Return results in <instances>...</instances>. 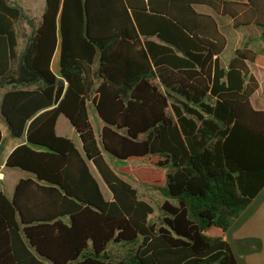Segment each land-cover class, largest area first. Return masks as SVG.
<instances>
[{
  "label": "trees",
  "instance_id": "obj_1",
  "mask_svg": "<svg viewBox=\"0 0 264 264\" xmlns=\"http://www.w3.org/2000/svg\"><path fill=\"white\" fill-rule=\"evenodd\" d=\"M201 7L256 29L226 65L227 38ZM258 55L264 0H45L37 25L0 0V117L24 139L5 167L30 174L0 192V264H238L227 231L264 188ZM60 115L79 145L56 133ZM105 155L150 162L148 180L165 172L157 220ZM110 241L130 255L113 259Z\"/></svg>",
  "mask_w": 264,
  "mask_h": 264
},
{
  "label": "rangeland",
  "instance_id": "obj_2",
  "mask_svg": "<svg viewBox=\"0 0 264 264\" xmlns=\"http://www.w3.org/2000/svg\"><path fill=\"white\" fill-rule=\"evenodd\" d=\"M42 10L43 1L41 2V0H35V6L32 7V9H30L29 11H26V13L28 14V18L32 20L34 25H37L39 23ZM217 20L221 32L227 38V45L220 55L221 63L223 65H226L229 58L232 56L234 49L238 46H241L250 37L256 35L257 32L254 29L245 27L235 29L231 26V21L227 17H221ZM16 28L18 30V33L22 37V39L20 40L22 44L25 40V32L27 31V27L24 23L19 22L16 25ZM253 42L250 43V46L253 45ZM257 57L258 62L249 63L251 70L253 69V72L257 74L256 79L258 81V88L251 95V99L254 106H257L258 108L259 105H262L264 109V55H258ZM90 118L95 128V134L98 137L96 130L98 126V119H95L97 117L93 109H90ZM61 121L67 123L69 127L71 126L63 116L59 117L58 124ZM0 123L2 126H4L2 120H0ZM58 124L56 130L60 135L71 138L75 143H77L78 145L80 144L76 133L73 130H70V128L72 127H68L66 131L61 132L60 128H58ZM4 129L5 132H7L6 128ZM105 157L114 168V170L137 189L139 196L152 205L154 209L152 217L153 220H157L159 216L158 206L163 200V197L158 190V186L163 184L165 172L163 170H158L160 175H157L156 179L159 181H152L148 180L154 176L150 169L152 168L150 162H126L121 166L112 157H109L108 155H105ZM91 169L94 176L97 178L101 189L105 194V197L109 199L111 196L109 190L102 182L98 173L92 165ZM163 169L167 170V168ZM130 171L136 178L146 180L136 179L129 174ZM6 189L7 192H9V188L7 187V185ZM227 236L229 245L238 264H264V188L247 206V208H245L240 213V215L233 220L227 231ZM87 251H91L90 244L87 248ZM106 252L113 259H120L128 257L130 255V246L126 242L110 241L106 246Z\"/></svg>",
  "mask_w": 264,
  "mask_h": 264
},
{
  "label": "crops",
  "instance_id": "obj_3",
  "mask_svg": "<svg viewBox=\"0 0 264 264\" xmlns=\"http://www.w3.org/2000/svg\"><path fill=\"white\" fill-rule=\"evenodd\" d=\"M43 1V10H42V13L44 11V7H45V0H41V2ZM17 3L21 6V8L24 10L25 14L28 16V14L26 13V11H29L30 9H32V7L35 6V0H17ZM24 4V6H23ZM39 4H40V1H39ZM200 10L202 12H205L207 14H211L213 15L216 19L218 18H221L222 16L220 15H217L215 14L213 11H211L210 9L208 8H205V7H201ZM42 16V14H41ZM41 19V18H40ZM16 29V33H17V40H18V45H17V51L20 52L22 50V47L24 45V42L21 44V35L18 33V30L17 28ZM256 30V29H255ZM27 32V31H26ZM25 32V33H26ZM20 46V48H19ZM58 53V55H57ZM254 62H258V57H256L255 61ZM260 62V61H259ZM58 63H59V51L58 49L55 51L53 57H52V60H51V70L57 74L58 73ZM250 66V65H249ZM251 68V67H250ZM252 73L254 74V76L257 78V74H255V72H253V69H252ZM1 95H2V90L0 89V99H1ZM250 100H251V103L252 105L254 106L253 102H252V99H251V96H250ZM256 109H259V110H264L262 105H259V107L257 108V106H254ZM62 116V115H60ZM59 116V117H60ZM59 117L57 118V121H56V125H55V130L57 129V124H58V119ZM0 120H2L4 126L1 125L0 123V129H1V132H2V135H3V138L5 139L4 141V144L2 145L1 147V150H0V192H3L5 193L7 196H11L12 194V191H13V188H14V185L16 184V182L22 178V177H27V176H30V174L28 173H25L21 170H18V169H10V168H7L5 167V161H6V158L7 156L10 154V152L19 144H21L24 139H19V138H14V137H11L9 135V131H8V128L5 124V122L3 121V119L0 117ZM67 120V119H66ZM69 123V122H68ZM69 127V125H67V123H65L64 121H61L59 122L58 124V128H60V131L61 132H64L67 130V128ZM72 127V126H70ZM69 127V128H70ZM6 128V131L5 132V129ZM70 130H73V128H70ZM75 132V131H74ZM56 133L58 135H60L57 130H56ZM77 135V134H76ZM61 136H64V135H61ZM66 137V136H65ZM71 139V138H70ZM108 161V160H107ZM20 172V173H19ZM6 185L7 187L9 188V192H7V189H6ZM9 193V194H8Z\"/></svg>",
  "mask_w": 264,
  "mask_h": 264
}]
</instances>
